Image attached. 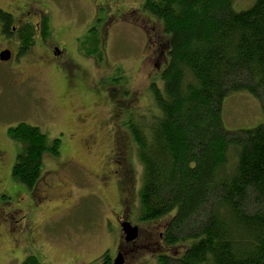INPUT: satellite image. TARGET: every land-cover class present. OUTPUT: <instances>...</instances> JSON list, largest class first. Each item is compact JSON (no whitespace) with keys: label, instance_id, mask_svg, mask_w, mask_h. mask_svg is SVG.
<instances>
[{"label":"trees","instance_id":"obj_1","mask_svg":"<svg viewBox=\"0 0 264 264\" xmlns=\"http://www.w3.org/2000/svg\"><path fill=\"white\" fill-rule=\"evenodd\" d=\"M145 2L167 60L160 84L149 87L154 112H129L123 128L136 149L131 170L136 175L138 163L143 170L135 211L146 224L160 221L167 248L149 255L158 264H264V123L227 132L221 121L227 94L237 90L264 109V0L245 11L233 10L234 0ZM6 131L22 147L11 176L32 190L61 140L24 122ZM143 243L132 242V254L153 249ZM109 258L105 251L97 264ZM21 264L47 263L32 254Z\"/></svg>","mask_w":264,"mask_h":264},{"label":"rangeland","instance_id":"obj_2","mask_svg":"<svg viewBox=\"0 0 264 264\" xmlns=\"http://www.w3.org/2000/svg\"><path fill=\"white\" fill-rule=\"evenodd\" d=\"M254 1L234 0L233 10L245 11ZM93 9L90 4L87 12L91 17ZM106 9L107 6L98 9V15L106 13ZM108 37L105 52L99 49V53H94L95 59L100 56L101 60H96V67L90 71L91 82L87 83L86 78L75 82L80 95L70 98V106L60 98L64 89L62 77L49 80L40 68L38 77L33 79L19 73L28 67L35 75L30 63L0 62V264H21L25 255L32 254L47 264H97L96 259L105 251L114 256L119 249L127 252V248H132H119L121 231L111 216L117 198L115 183L103 193L104 197L99 191V195L94 194L91 178L117 149L125 150L129 159L130 151L136 152L123 123L129 112H154L149 87L151 83L159 85L161 80L153 63L143 60L145 36L140 29L113 25ZM221 111L227 132L264 123L263 106L249 91L227 94ZM77 114L86 119L80 125L74 121ZM19 122L38 127L49 139L61 140L59 156L43 158L42 176L32 190L11 176L22 147L8 137L6 129ZM88 134L95 139L89 152L81 146L83 135ZM135 170L136 186L140 189L142 165L138 163ZM8 210L15 216L6 222L2 219ZM129 222L140 227V240L148 236L154 242L155 227L162 229L160 221L146 224L138 212L131 215ZM166 249L157 243L152 250L133 253L128 264H158L149 254Z\"/></svg>","mask_w":264,"mask_h":264},{"label":"flooded vegetation","instance_id":"obj_3","mask_svg":"<svg viewBox=\"0 0 264 264\" xmlns=\"http://www.w3.org/2000/svg\"><path fill=\"white\" fill-rule=\"evenodd\" d=\"M145 1L0 0V53L4 50L8 51L10 53L8 61L11 63H30L34 68L35 75L31 74V70H27L28 67L23 72L19 71L20 74L26 73L29 78H37L40 68L49 80H54L58 76L62 77L64 89L62 87L60 98L61 101L67 100L69 103L73 95H80L75 89V82L80 78H86L87 83H90V71L96 65L92 54H88L82 49L83 43L87 46L86 48H90V46L93 48V45H96L97 49L104 50L113 25L124 24L131 29H140L145 36L143 60L153 63L155 71L162 67L167 60L163 45L164 37L161 35L155 18L144 9ZM90 4L95 12L92 17L89 14L90 11L87 12ZM106 6L108 9H106V13L98 15L97 10L104 9ZM52 80L49 84L53 88ZM136 94L134 92L133 95L136 96ZM83 114L81 112L82 116ZM75 117L74 121L77 125L86 120L79 114ZM94 144L95 139L91 134L83 135L82 149L89 152ZM118 150L112 152L105 159L106 161L103 163L105 165L97 171L95 176H92L91 180L95 195L98 194L96 191L101 194L107 193L111 184L115 183L117 198L115 199L116 206L111 210V216L117 224H120L121 221L129 222L131 215L137 214L134 203L138 193L136 186L138 182L131 170L127 152ZM63 160L61 159L62 162ZM108 160H110L109 163ZM71 163L75 164V162ZM103 196L105 197L104 194ZM4 214L2 220L6 222L15 216V212L11 211ZM139 235L140 231L137 241L140 240ZM161 235L162 232L155 227V241L151 242V238L145 236L143 240H140V243L144 242V246L146 243H150L153 248L159 243L164 247ZM46 236L50 238L49 234ZM130 245L121 241L119 248L123 249L124 246L130 247ZM127 249V252L124 249L118 251L122 252L125 264L129 263L127 259L133 252V249ZM128 252L130 253L127 254ZM117 253L115 252V254ZM113 258L114 256H110V264H112Z\"/></svg>","mask_w":264,"mask_h":264},{"label":"water","instance_id":"obj_4","mask_svg":"<svg viewBox=\"0 0 264 264\" xmlns=\"http://www.w3.org/2000/svg\"><path fill=\"white\" fill-rule=\"evenodd\" d=\"M10 58V53L6 50L1 51L0 53V61H7ZM122 235L124 241L127 243L132 242L133 240L137 239L138 237V227L130 225L129 222L123 221L120 223ZM112 264H124L123 256L121 253H118L117 256L113 259Z\"/></svg>","mask_w":264,"mask_h":264}]
</instances>
